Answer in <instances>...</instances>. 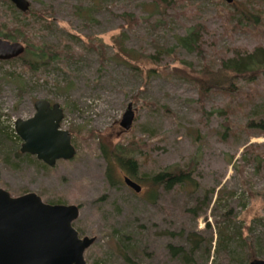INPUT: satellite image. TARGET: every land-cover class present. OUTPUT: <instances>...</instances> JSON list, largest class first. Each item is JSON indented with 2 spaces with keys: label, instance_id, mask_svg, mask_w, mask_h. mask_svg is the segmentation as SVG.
I'll list each match as a JSON object with an SVG mask.
<instances>
[{
  "label": "rangeland",
  "instance_id": "1",
  "mask_svg": "<svg viewBox=\"0 0 264 264\" xmlns=\"http://www.w3.org/2000/svg\"><path fill=\"white\" fill-rule=\"evenodd\" d=\"M28 1L21 14L0 0V31L49 46L57 61L37 71L0 62V129L9 133L0 141V188L78 205L74 227L95 237L85 251L91 264L264 260V168L254 162L264 159V131L251 125L264 120V72L236 75L224 88L209 82L223 59L264 47V0ZM249 11L251 20L242 17ZM190 30L200 38L192 49L179 41ZM38 99L62 106L61 127L76 147L53 167L16 155L15 121L33 116ZM129 103L135 120L123 131ZM117 144L134 149L139 193L119 166L121 183L106 174L103 145ZM175 167L191 169L195 184L150 186L151 174ZM238 230L246 242L233 237Z\"/></svg>",
  "mask_w": 264,
  "mask_h": 264
},
{
  "label": "water",
  "instance_id": "2",
  "mask_svg": "<svg viewBox=\"0 0 264 264\" xmlns=\"http://www.w3.org/2000/svg\"><path fill=\"white\" fill-rule=\"evenodd\" d=\"M233 3L234 0H226ZM21 10L29 9L28 0H11ZM25 45L0 37V60H10L25 52ZM35 113L27 119L18 118L15 130L22 139L21 152L35 155L48 166L58 160H70L76 154L72 135L62 129L64 109L59 103L38 99ZM135 120L133 104L129 103L120 126L132 128ZM124 182L139 193L142 186L125 175ZM80 215L75 204L48 203L35 192L12 196L0 188V264H91L85 251L95 237H81L73 223ZM249 264H264L254 258Z\"/></svg>",
  "mask_w": 264,
  "mask_h": 264
},
{
  "label": "trees",
  "instance_id": "3",
  "mask_svg": "<svg viewBox=\"0 0 264 264\" xmlns=\"http://www.w3.org/2000/svg\"><path fill=\"white\" fill-rule=\"evenodd\" d=\"M2 1L7 2L9 4V7L18 13L20 12L21 14H26L27 12H29V10L26 11L18 10L15 4L11 2V0H2ZM159 1L160 0H156V2ZM253 15L254 13L251 11H249L248 14L242 13V17L244 18L247 17L250 20L253 19L252 18ZM2 32L0 31V35L8 40L17 39V36L14 33L11 32L2 33ZM179 41L183 46H186L188 48L192 46L193 48H195L196 46H198L197 44H199L200 42L199 32L190 30L189 34L185 37L179 38ZM34 46H31L29 45V43H27L25 46L26 48L25 52L21 56L10 60H0V62L5 63V62L22 61L24 66L28 67L31 70L37 71L38 69L47 67L51 63L57 61V55L53 53L54 51L52 52L49 46H39V47L38 46L34 47ZM221 69H222L221 75L220 73H218L211 80H209L211 87L214 86V87L224 88L226 87L225 86L226 84L228 85L232 83L233 77L239 74L245 73V74H249L250 77H253V75L257 73L264 72V47H258L254 50V52L248 55L240 54V55H235L234 58L228 57L227 59H223ZM224 76L227 77L223 79ZM251 125L253 127L258 128L261 131H264V120L258 122H252ZM8 134L9 133L5 131V128L1 127L0 141L4 140V138L7 139ZM102 150L108 163L106 174L112 185H116L122 182L121 178H117L118 174L115 173L117 168L116 166H119L120 170L125 171L127 176L131 177L132 179H138L139 165L137 160L135 159L134 149H132V147H123L121 144H117L111 149V148H106L103 145ZM23 154L25 153L21 152V149L20 150L16 149L17 156L20 157ZM28 155L29 154L27 153L26 156ZM263 160H264L263 155L262 156L257 155V158L254 160V162L257 163L258 166H262L264 168ZM41 163L43 164L42 166L44 167L47 165L44 162ZM147 180L153 189H157V187H164L166 190H171L176 186H180L185 183L195 184L192 177V170L191 169L188 170L186 168H181V167H175L172 170H163L161 172L151 174ZM151 194L153 195L154 192H152ZM78 232L80 233L79 230ZM235 236H238L240 240L242 239L245 242L247 241L246 239H243L240 230L233 233V237ZM171 248H172L173 256L182 257V259L185 260L186 263H189L190 260H192L191 254L186 252V250L182 246H177V247L171 246ZM253 256L256 257L255 255H250L246 257V259L249 261L251 260V258H253ZM125 258L128 262L131 263L128 256H126Z\"/></svg>",
  "mask_w": 264,
  "mask_h": 264
},
{
  "label": "flooded vegetation",
  "instance_id": "4",
  "mask_svg": "<svg viewBox=\"0 0 264 264\" xmlns=\"http://www.w3.org/2000/svg\"><path fill=\"white\" fill-rule=\"evenodd\" d=\"M25 194V193H24ZM23 195V194H22ZM46 202V201H45ZM48 203H50V202H48Z\"/></svg>",
  "mask_w": 264,
  "mask_h": 264
}]
</instances>
